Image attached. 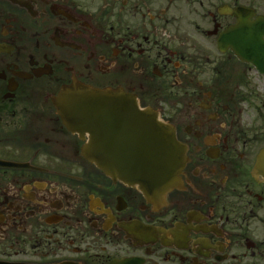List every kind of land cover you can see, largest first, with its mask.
I'll return each instance as SVG.
<instances>
[{
    "label": "flooded vegetation",
    "instance_id": "flooded-vegetation-1",
    "mask_svg": "<svg viewBox=\"0 0 264 264\" xmlns=\"http://www.w3.org/2000/svg\"><path fill=\"white\" fill-rule=\"evenodd\" d=\"M258 15L264 0H0V264H264V62L219 44ZM73 84L171 125L178 183L147 194L85 159Z\"/></svg>",
    "mask_w": 264,
    "mask_h": 264
},
{
    "label": "water",
    "instance_id": "water-1",
    "mask_svg": "<svg viewBox=\"0 0 264 264\" xmlns=\"http://www.w3.org/2000/svg\"><path fill=\"white\" fill-rule=\"evenodd\" d=\"M260 35H255L252 39L258 51L264 52ZM76 87L71 93L78 97L74 100L76 106L73 107L77 114L72 117L76 119V125L80 126L79 130L87 131L89 135L88 145L83 146V155L92 161H98L96 153L101 152L91 144L97 135L93 130L94 125L96 121L103 120L108 127L98 128L101 138L103 134L112 141L128 142L130 145L110 147L109 163L100 166L106 171L114 169L123 176H140L141 180L156 178L163 183V191L170 187L176 181L183 164L171 127L157 120L149 109H140L135 96L121 88ZM141 182L146 186L149 184Z\"/></svg>",
    "mask_w": 264,
    "mask_h": 264
}]
</instances>
